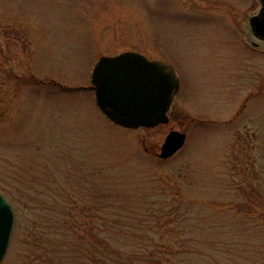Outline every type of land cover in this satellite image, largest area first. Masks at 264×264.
<instances>
[{
  "label": "rangeland",
  "instance_id": "rangeland-1",
  "mask_svg": "<svg viewBox=\"0 0 264 264\" xmlns=\"http://www.w3.org/2000/svg\"><path fill=\"white\" fill-rule=\"evenodd\" d=\"M259 8L258 0H0V192L16 215L0 264H78L56 262L55 232L34 224L57 216L44 200H75L83 217L96 215L100 198L130 222L114 249L172 250L164 262H178L180 248L232 250L234 262H257L262 244L244 216L264 214V40L249 27ZM127 51L174 68L180 87L167 124L125 129L98 106L94 65ZM172 130L186 142L162 160ZM147 217L155 230L139 225ZM38 236L51 241L43 262ZM191 257L183 262H211Z\"/></svg>",
  "mask_w": 264,
  "mask_h": 264
},
{
  "label": "water",
  "instance_id": "water-1",
  "mask_svg": "<svg viewBox=\"0 0 264 264\" xmlns=\"http://www.w3.org/2000/svg\"><path fill=\"white\" fill-rule=\"evenodd\" d=\"M257 15L249 20L255 37L264 40V0ZM96 101L116 125L127 129H151L168 123L167 112L179 90L174 68L149 60L136 52L101 57L92 73ZM186 135L170 131L160 147V159H168L182 149ZM15 225L11 203L0 192V263L8 249Z\"/></svg>",
  "mask_w": 264,
  "mask_h": 264
},
{
  "label": "trees",
  "instance_id": "trees-1",
  "mask_svg": "<svg viewBox=\"0 0 264 264\" xmlns=\"http://www.w3.org/2000/svg\"><path fill=\"white\" fill-rule=\"evenodd\" d=\"M98 193L102 195L105 194V191L101 189ZM104 200L99 199V205L97 204L96 206V215H88V213H92V209H85L80 211L83 217L76 216L74 213L72 204L75 205V209L80 207V204L76 206L75 200L69 199V202L61 200L43 201V209L52 207L50 210H53V208H56L55 213H57V216L51 218L39 216L34 224V228L43 232L45 230V232L50 230L55 232L53 236L57 237V239H53L52 243L57 251H53L51 254H54L56 262H78V264H243L230 259L232 250L219 251L215 249L213 252L205 253L203 251H190L180 248L176 253V256L180 257L178 262H164V260H161V257L165 255L171 256L173 254L172 250L164 248L143 250L142 247L136 250H127L119 247H115L114 249L113 242L115 240H122L123 236L127 237L125 231L130 222L128 218L121 214L110 215L114 211V206ZM68 206L71 208H68ZM62 211L67 212L68 215ZM244 218L248 224L256 228V236L254 237L262 244L259 248L257 262H252L251 264H264V214L262 213L256 220L247 215ZM144 219L139 220V225H143L145 229L152 228V230H155L153 219L149 217ZM174 220L179 223L190 222L192 224V219L189 218L180 217ZM174 220H166L165 225H169ZM87 235L88 239H86ZM114 235L119 237H115ZM68 236L74 237V239L70 240ZM182 236L184 239L188 237L186 234H182ZM63 237H66L68 242L60 240ZM76 240L77 243L74 242ZM191 241L192 238H188L187 242H182L187 245ZM50 242L43 237H36L35 245L38 256L35 260L37 262H43L49 256L50 252L48 250L50 247L48 244ZM70 243L73 245H70ZM76 244H79V246L76 247ZM153 255L156 257V262L150 260L153 259L150 257ZM187 255L195 256L196 258L203 257L209 259L211 262H183Z\"/></svg>",
  "mask_w": 264,
  "mask_h": 264
}]
</instances>
